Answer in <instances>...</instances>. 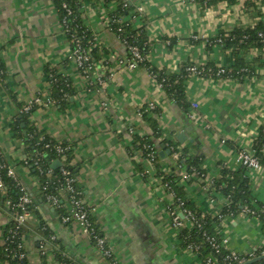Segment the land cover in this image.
<instances>
[{"label":"crops","instance_id":"obj_1","mask_svg":"<svg viewBox=\"0 0 264 264\" xmlns=\"http://www.w3.org/2000/svg\"><path fill=\"white\" fill-rule=\"evenodd\" d=\"M81 1L83 24L104 51L94 76L107 77L114 70L104 86L93 90L69 58L72 47L53 0H0V149L37 201L23 235L28 264H61L57 253L71 264H107L78 224L61 222L62 209L42 199L39 177L24 166L26 147L14 136L12 124L21 119V107L38 96L42 103L36 105L29 124L54 142L72 147L69 163L78 188L118 264H203L202 254L182 246L181 231L172 226L168 211L174 200L153 165L135 152L136 141L153 134L150 119H154L160 140L167 141L162 143L165 148L170 142L172 149L201 155L204 177L180 179L179 186L199 212L214 216L223 211L226 196L212 187L213 181L220 177L222 166L232 171L242 168L238 153L254 151L264 126V47L242 53L254 67V74L243 81L187 79L183 86L188 111L167 97L150 69L175 74L192 63L230 67L232 50L191 39L255 27L264 14V0H251V6L238 0L208 7L189 0ZM121 3L129 6L130 14L143 9L132 24L144 28L150 52L148 64L135 69L117 67L115 62L124 53L109 22ZM53 73L71 84L72 92L62 102L52 96ZM149 103L157 107L153 115L145 111ZM178 133L186 135L183 144L176 138ZM160 165L163 172H170L166 159ZM245 171L253 197L264 204V169ZM11 220L0 204V231ZM42 226L56 236L55 244L47 242ZM216 228L230 248L243 255L264 247L262 222L256 217L226 216Z\"/></svg>","mask_w":264,"mask_h":264},{"label":"trees","instance_id":"obj_2","mask_svg":"<svg viewBox=\"0 0 264 264\" xmlns=\"http://www.w3.org/2000/svg\"><path fill=\"white\" fill-rule=\"evenodd\" d=\"M105 3H110L111 1H119V0H104ZM221 1H227L230 3H235L238 0H198L202 6L208 7L212 6ZM56 9L58 10L61 21L65 18L66 12L63 10V4H68L73 11V15L67 17L69 23V31L65 32L66 37L72 47L74 49L76 47L77 42H80L81 45L89 51L90 56L96 62L100 60L101 56L104 54V51H100L98 49L97 44L95 42V36L84 26L82 20V1L81 0H53ZM246 4L251 6V0H245ZM129 6L127 8L122 7V3L118 5L115 11L110 14V22L109 29L117 39L119 40L122 50H123V59L125 62L130 61L132 58V54L128 48V46H137L141 51V54L146 57V61L144 64L147 65V56L150 52V46L147 40V36L145 34L144 28L135 29L133 27L132 21L118 22L120 18H124L126 16H130ZM261 17L260 21L256 24L255 27L249 29H237L229 34L220 33L218 36L222 37L223 40V48L230 49L233 52L234 63L230 67H228L229 77L231 80H240L243 81L245 78L254 74V67L251 65V62H248L246 58L243 57L242 53L247 52L248 50L254 48H262L264 47V37L260 38L259 35H264V14L259 15ZM214 38H210L209 40H213ZM193 42L199 43L203 42L201 39L195 40L191 39ZM125 41L127 44H125ZM213 46V45H211ZM106 53V52H105ZM110 64V63H109ZM196 64H189L183 67L178 73H169L164 69H150L151 73L157 74V82L162 85V89L167 95L169 99H171L176 105L183 108L185 111H188L189 104L186 101L185 91H184V82L190 78L187 68L190 66H194ZM205 69H217L218 66L214 64H204ZM109 74V73H107ZM106 77V76H105ZM230 80V81H231ZM52 96L55 100L62 102V99L71 94L72 88L70 81L67 78H63L62 76L52 74ZM24 106L21 107L23 110ZM36 106L32 108V110L28 113H22L21 119H17L12 124V131L15 137H18L23 140L25 144L26 157L29 155L34 156L35 153L41 152L43 154L40 165L44 169H49L52 162L59 158L56 151L54 149H45V144L50 143L53 145L55 142H51V139L47 136H43L37 132V130L30 126L29 118L35 111ZM146 113H155L156 110H145ZM152 112V113H151ZM153 115V114H152ZM152 117V116H151ZM153 119V117H152ZM151 125L153 127V134L149 137L139 138L136 141L139 145L135 147V152L142 153L145 159H147L149 153L151 151L156 152V160L153 163V167L155 169V175L158 178H162L163 183L168 182L172 185L176 197L174 199V204L171 208L174 211H180L179 200L184 203V207L188 208L192 211L199 221L201 227L194 228H184L181 230L179 238L182 242V246L186 248L189 244L198 245L202 248V251L205 250L210 252L209 246L204 242L203 233L207 232L208 234H215V225L220 223V220L217 217H214L210 214H204L196 210L192 204L188 203V201L184 198L183 188L179 186V181L182 179L184 174L189 176L188 180L194 178L196 173L199 175H204L205 170L202 167L203 157L201 155L198 156H190L188 154L187 149H183L180 151L175 148L172 149V143L168 142V147H164L162 143L167 141H161V131L159 127L156 128L155 120H151ZM22 124L25 126L22 127ZM64 146L68 144L63 143ZM169 150L170 153L166 155V160L169 164L170 172H163L161 170V161L165 159L161 158L159 155L161 150ZM163 150V151H164ZM255 155L261 164L264 166V126L261 129V132L256 140L254 145ZM67 159L72 157L71 150L67 152ZM246 169L242 167L237 171H232L229 168L222 166L220 177L213 181L212 187L221 190L226 197L230 200V205L227 206L223 211L222 215L225 216H235L237 214H241L244 212L245 207H249L250 210L255 211L259 214V220L262 222V229L264 231V204L255 200L251 193L249 179L246 176ZM31 171L38 174L35 168H32ZM59 168L53 169L54 178L51 180V183L55 181V178L59 175ZM72 173L74 174V169L72 167ZM141 173L146 177L147 175L144 171L141 170ZM38 176V175H37ZM0 177L3 179L6 188L8 189L9 196L16 201L19 197V193L16 189H13V183L10 179L5 176L4 172H0ZM40 177V176H39ZM201 178V177H199ZM187 180V181H188ZM45 178L43 176L40 177V182L43 183ZM77 184V183H76ZM78 188V185H76ZM61 188L60 184H52L50 186V191L57 192L58 189ZM79 189V188H78ZM29 196H31L28 193ZM42 196V194H41ZM42 199L44 200L43 196ZM45 201V200H44ZM32 206L29 207L30 212L33 211L35 204L37 201L33 200ZM0 204L6 207L5 201L0 198ZM7 208V207H6ZM8 210V209H7ZM90 212V216L92 218V211L88 209ZM63 215H67L69 211L65 208V205H62ZM93 221V219H92ZM93 223H95L93 221ZM12 221L4 228L3 231H0V263L7 264H28V253L25 259H18L15 255L16 247L14 243H7L5 245L2 244L4 237H7L9 234V230L11 228ZM96 225V224H95ZM44 226H42L43 228ZM99 231L98 227L96 226ZM45 231V230H44ZM25 229L21 232V236L23 237ZM101 233V232H98ZM50 233L45 231V236L47 238V242L55 244L57 240L51 241L49 239ZM47 246V245H45ZM226 252H223L222 255H219V259L222 262V256H224ZM264 256V247L259 248L255 252V259ZM57 257L61 264H71L69 259L63 255L57 253ZM254 260V259H253ZM250 264H264V259L259 260Z\"/></svg>","mask_w":264,"mask_h":264},{"label":"built area","instance_id":"obj_3","mask_svg":"<svg viewBox=\"0 0 264 264\" xmlns=\"http://www.w3.org/2000/svg\"><path fill=\"white\" fill-rule=\"evenodd\" d=\"M193 3H197L198 0H189ZM209 1V0H205ZM114 2V1H112ZM123 8H127L128 5L124 3L122 5ZM63 10L66 12L65 18L62 19V27L64 32L69 31V23L67 17L73 15V11L71 10L68 4H63ZM143 14V9L137 8L134 13H131V19L129 21L134 22L135 20H139ZM130 17V16H129ZM118 22H124L123 18H120ZM230 32H227L229 34ZM260 38H263L264 35L260 34ZM195 40H204L206 45H219L223 46L222 37H216L213 40H209L208 37L194 36ZM125 44L127 42L125 41ZM132 58L130 61L125 62L122 57H116V64L118 66H126L129 69H135L138 65L144 64L146 61V57L141 54V51L137 46H128ZM69 58L76 64L81 73L87 78L89 89L93 90L95 87L104 86L110 78L114 75V70L109 71V75L107 77L104 76H94V70L96 68V63L92 59L89 54V51L84 48L80 42H77L76 47L71 50ZM190 77H198L204 79H216V80H225L230 81L228 67H219L215 70L212 68L205 69L204 65H194L187 68ZM153 78L157 81V74L152 73ZM158 83V82H157ZM158 86L162 89V85L158 83ZM48 102H51L48 100ZM42 103V99L38 96L35 97L32 101L27 103V105L22 110V113H28L32 110V108L36 105ZM197 107V105H194ZM157 107L155 103H149L148 109L155 110ZM190 117L193 118V114H190ZM51 142H53L51 140ZM45 149H54L59 156L58 159L52 162L49 169H44L40 165L41 158L43 154L41 152L35 153L34 156L29 155L24 159V166L31 170L35 168L38 172V177L43 176L45 181L43 183H39L40 192L44 198V200L52 206L54 209H62V205L64 202L66 203V209L69 211L67 215H61L60 219L64 225H70L72 223L78 224L85 235H87L91 241L94 243L98 251L102 254L104 259L107 261V264H118L116 259L114 258V250L106 241V238L102 233H98L100 231L97 230L95 223H93L92 218L90 216V212L88 211V207L85 204L83 193L80 189L76 187V178L72 173V167L67 159V152L72 149L71 146H64L62 143H54L51 145L50 143L45 144ZM151 165L156 160V152L151 151L146 159ZM60 161L61 166L59 167V175L55 178V181L51 183V180L54 178L52 165L54 162ZM237 163L246 169L251 170H262V164L258 160L254 151L242 150L238 153ZM0 172H4L5 176L11 180L13 183V189H16L19 193V197L16 201H14L10 196L8 189L0 177V198L5 201L6 207L12 218V225L9 230V235L4 237L2 244L5 245L7 243H14L16 247L15 255L18 259H25L27 257V251L24 245L23 237L21 236V232L25 229L28 218L31 215L29 207L32 206L33 199L28 195L25 185L22 183L19 178L16 170L6 161L3 152L0 149ZM197 177H204V175H199L196 173ZM39 177V180H40ZM183 180L189 179L187 174L182 176ZM162 180V178H161ZM52 184H60L61 188H59L57 192L50 191V186ZM164 186L168 191L170 197L173 200L176 197L175 191L168 182H164ZM230 205V200L226 197V204ZM180 211H174L171 207L168 209L169 216L171 220L172 226L176 230H182L184 228H194L201 227L199 221L196 219L194 213L190 211L188 208L184 207V203L179 200ZM244 214L260 218L259 214L255 211L249 209V207H245L243 212ZM183 215V218L180 216ZM214 217H217L220 222H222L225 217L222 215V211L215 212ZM218 225V224H217ZM217 225H215V231H217ZM45 231L49 230L44 227ZM49 239L51 241L56 240V236L49 232ZM204 242L209 246L210 252L205 250L202 251V248L198 245L189 244L186 249L196 252L203 255V264H247L251 260L255 259V254L251 253L248 256L243 255L236 250L230 248L229 241L225 238H222L219 235V232L215 234H208L207 232L203 233ZM223 252H226L224 256H222V262L219 259V255H222ZM43 253H45L43 251Z\"/></svg>","mask_w":264,"mask_h":264},{"label":"water","instance_id":"obj_4","mask_svg":"<svg viewBox=\"0 0 264 264\" xmlns=\"http://www.w3.org/2000/svg\"><path fill=\"white\" fill-rule=\"evenodd\" d=\"M176 138L179 141V143H181V144H183L187 140L186 135L184 133H178ZM163 148H164V146H163ZM169 153H170L169 150H164V151L160 152V156H161V158H165L166 155H168ZM60 166H61V162L60 161H56L52 165V168L53 169H58ZM180 216L183 218V215H180ZM262 259H264V256H262V257H260L258 259L251 260L247 264L254 263V262H257V261L262 260Z\"/></svg>","mask_w":264,"mask_h":264},{"label":"rangeland","instance_id":"obj_5","mask_svg":"<svg viewBox=\"0 0 264 264\" xmlns=\"http://www.w3.org/2000/svg\"><path fill=\"white\" fill-rule=\"evenodd\" d=\"M130 19H131V15H130ZM135 21H138V20H135ZM95 63H96V62H95ZM75 65H76V64H75ZM196 65H197V64H196ZM79 71H80V70H79ZM80 72H81V71H80ZM88 86H89V84H88ZM190 114H193L192 111H190L189 115H190ZM262 168L264 169V166H262ZM254 171H258V170H254ZM18 176H19V175H18ZM255 200H256V199H255Z\"/></svg>","mask_w":264,"mask_h":264}]
</instances>
